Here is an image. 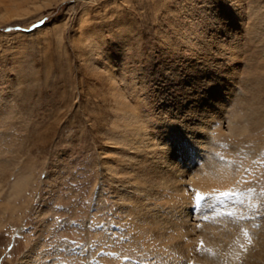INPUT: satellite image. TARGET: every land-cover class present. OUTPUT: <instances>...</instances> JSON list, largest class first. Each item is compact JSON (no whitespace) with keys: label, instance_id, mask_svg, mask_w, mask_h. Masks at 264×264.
<instances>
[{"label":"rangeland","instance_id":"obj_1","mask_svg":"<svg viewBox=\"0 0 264 264\" xmlns=\"http://www.w3.org/2000/svg\"><path fill=\"white\" fill-rule=\"evenodd\" d=\"M11 2L0 0V264H85L88 257L114 264L109 253H98L102 249L118 252L115 264L167 258L126 247L118 233L132 222L134 229L144 226L139 199L165 207L164 217L175 208L168 189L158 191L161 198L136 196L139 178L131 182L130 199L114 192L127 166L113 128L121 97L138 106L156 137L162 130L175 137L192 132L208 141L203 147L217 142L212 150L249 169L244 185L234 187L239 197L207 200L214 224L225 211L264 195V0ZM214 95L223 100L216 105L225 116L222 127L228 119L236 124L233 135L215 133L216 142L212 130L220 122L195 123L199 112L211 111L207 101ZM107 161L117 169L109 170ZM220 203L226 204L222 212ZM153 236L144 237L150 247L169 242Z\"/></svg>","mask_w":264,"mask_h":264},{"label":"bare ground","instance_id":"obj_2","mask_svg":"<svg viewBox=\"0 0 264 264\" xmlns=\"http://www.w3.org/2000/svg\"><path fill=\"white\" fill-rule=\"evenodd\" d=\"M20 5L21 4L19 3L18 6ZM19 10L20 9H18V11ZM18 11L16 12L17 14H19ZM222 16L223 15H221V17ZM217 37H218V34H217ZM216 44L217 43H215V45ZM220 45H223V44H219V46ZM202 60L203 59L199 61H202ZM185 78L187 77L185 76ZM182 79L184 78L182 77ZM106 81L108 80L106 79ZM255 90H259V89H255ZM208 98L209 99L207 101L208 102L207 105H208V108H211L210 109L211 111L206 112L207 114H205L203 111L199 112L200 115L198 114L199 117L197 118V120H195L196 124H199L200 126H204V127L205 126L207 127L208 124H210L211 121H213L211 119H214L215 121L220 122L222 120L224 121V117H225L221 114L220 112L221 110H218L217 108L218 103H221L219 101H223V100H220V99L216 100L215 95L209 96ZM239 99L241 100V98ZM191 101H194V99ZM116 105H117L116 107L118 111L117 110H116L117 112L115 111L117 118L113 124L114 125L113 127L114 135L118 134V132L120 133L119 135H121V137H119L118 143L122 145V147L120 145L121 150H124L123 152L126 155L125 164L127 166H124L126 167L124 170V173L120 174L117 178L121 180L122 182L121 186L115 185L117 186L115 187L113 185L114 192L117 194L119 198H122V199L125 198L126 200L130 199V197L133 195V193H131L130 190H133L132 187H134V186L131 187V184H132L131 182L133 181L135 182L137 178L140 179L138 185L140 184L142 185L140 186V189H138L139 191H137V194L134 192L136 196L139 193H142V195L146 194L145 196H150L152 198H159L161 196L160 192L158 193L159 190L168 189L170 191L175 192L172 194V196L168 198V201L175 205V208H173L172 214L170 215L171 218L170 216H167V217L163 216L164 215L163 209H165V207H159V206L153 207L151 203H149V200L147 198H143L142 200L139 199L135 207L138 208L139 206H141L140 204L143 203V218L142 219L144 221H142V223H144V226L141 224L142 219L139 220L140 222L138 221V223H140L141 225L139 226V224H137L136 229L133 228L134 227L133 222L131 224L129 223L131 222V220L128 221L127 223H129V225L127 224L124 225L126 228H122V229L120 228L118 232L120 233L122 237L123 244L124 245L131 244L133 245L135 249L137 248L138 251L140 252L144 251L146 252L147 255L152 256V257H156V258L157 257H167V258L162 259L163 262H161L160 260L161 264H264V195L260 194L256 196L255 198L253 197L254 201L252 205L250 204L248 206V203L246 202L247 201L246 200L243 202L246 205V207L242 206L240 209L231 210L229 214H234L235 218H234V215H232L231 219L229 218L228 220L229 214L225 211L226 213L225 216L223 215L222 218L218 217L220 219L218 221V225L214 224L213 222L214 215L213 213H209L210 210L207 211L208 221H206L205 223L199 222V219H197V217H195V215L192 213V207L195 202V199H197L198 201H204L205 203L204 205H207L208 204L207 200L211 197H214L215 200L221 199V198H228V200H231V199H235L236 197L240 196L239 194H237V192L234 191L235 190L234 187L236 185L238 186V184L241 186L244 185L243 183L246 181L244 179L243 173L249 169L243 166L242 163L240 162H238V166H237V164L232 162L231 159H223L222 156L217 151L212 150L213 147L211 146V145H214V146L217 145L216 141L219 135L218 132H221L223 130V131H226L229 135H233L234 125H236L234 123V120L233 119L229 120L226 117V119L228 120L226 121L227 124L224 128L222 127L223 124L220 122L217 125L216 129L212 130V134L214 135L213 139L215 140L216 143H213L209 145L210 147L208 146V148L207 147L205 148L202 145H207L208 141L205 142V144H203L204 142L203 139L199 137H196L198 138L197 140L196 138H192L191 135H194V134H192V132L190 134L189 131L186 133H183V136L180 135V137L178 136L175 137L174 132H172L171 134V132L169 133L167 131L162 130L158 133L159 134L158 137H156V134L154 132L151 133V131L147 128V126H145L146 123L141 118L138 106L130 103L127 99L122 98V97L118 98V100L116 101ZM203 105H206V103H204ZM187 107L188 106H186V108ZM201 108L202 106L198 107V111H200ZM110 130H113V129H110ZM209 132L211 133V131ZM215 133L218 135L215 136ZM108 138H109V135H108ZM230 148H231L230 150L232 151V153L238 152L236 150L237 148L236 146L232 145V147ZM260 153L264 154V150L261 147H260ZM250 157L252 159L256 158V157H252L251 155ZM116 158L117 157H115V159ZM117 160H114V162L116 163ZM260 163H261V160L258 164L260 165ZM106 165L109 170L111 171L114 170L113 168L115 166L113 167L110 164V162L107 161ZM183 183L187 184V187L183 185ZM144 185L146 186V188H144ZM188 186L190 187L189 189H188ZM241 192H243V189L241 190ZM206 195H209V196L206 197ZM198 197H202L203 199H200ZM240 201H241V197H240ZM207 206H205V208H207ZM137 208L135 209V211L137 210ZM138 209H139V212H141L142 208L139 207ZM135 211H134V214L132 215L136 217L137 212ZM222 211L223 210L221 209V212ZM204 212L205 211H203L202 213L205 215ZM256 224H258L259 226H256ZM170 225L173 227H177V231L174 230L172 227L169 228ZM138 226L141 229V231H139L141 232V236L143 235L142 233L146 234L144 235L145 238L146 236L154 235L153 237H155V239L156 238L160 239L159 241L161 242H164L167 239H169L170 243L169 242H168L169 244L166 243L167 245L164 247L159 245V249H157L158 245L156 246L157 248L150 247L151 243L150 244L146 243L147 240L144 237L143 239L139 238L140 240L137 239L138 243H136V236H137V233H139L137 232ZM153 227L158 229V231L153 230ZM161 229H166V234H163L160 231ZM132 230H134V232L129 234V232H131ZM108 231L109 233L110 232L113 233V229L109 228ZM171 231H173L174 233H169ZM245 232H247V235H245ZM202 236L204 237V246L201 248H198L197 246L199 245V242H203L201 238ZM175 238H180L181 241L177 244L175 243L173 244L172 242ZM163 244L164 243H162V245ZM127 245L126 247H128ZM128 248L133 249L132 247H128ZM163 250H166V251H163ZM117 257H119L118 252L113 257L114 264H115V259H117ZM105 261H106V257H95V258H89L86 264H107ZM60 264H63V263H60ZM129 264H131V262Z\"/></svg>","mask_w":264,"mask_h":264},{"label":"snow or ice","instance_id":"obj_3","mask_svg":"<svg viewBox=\"0 0 264 264\" xmlns=\"http://www.w3.org/2000/svg\"><path fill=\"white\" fill-rule=\"evenodd\" d=\"M198 198L203 199L202 197H198ZM245 235H247V232H245ZM202 243H203V242H201V246H202Z\"/></svg>","mask_w":264,"mask_h":264}]
</instances>
